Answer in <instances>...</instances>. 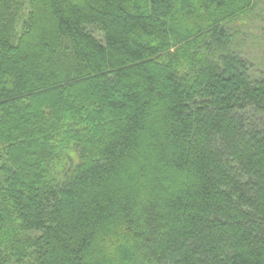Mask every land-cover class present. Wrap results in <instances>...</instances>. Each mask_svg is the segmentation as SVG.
I'll return each mask as SVG.
<instances>
[{
  "label": "trees",
  "instance_id": "trees-1",
  "mask_svg": "<svg viewBox=\"0 0 264 264\" xmlns=\"http://www.w3.org/2000/svg\"><path fill=\"white\" fill-rule=\"evenodd\" d=\"M255 3L0 0V264H264Z\"/></svg>",
  "mask_w": 264,
  "mask_h": 264
},
{
  "label": "rangeland",
  "instance_id": "rangeland-1",
  "mask_svg": "<svg viewBox=\"0 0 264 264\" xmlns=\"http://www.w3.org/2000/svg\"><path fill=\"white\" fill-rule=\"evenodd\" d=\"M253 12L255 14L262 13L264 18V0H256ZM260 21L259 19L247 16L233 23L231 26L239 32V40H245L243 47H241V53L246 59L252 60L258 68L259 63L264 64V31H259L256 28L258 24L264 27V21L263 23L262 21L260 23ZM261 69L264 71V68Z\"/></svg>",
  "mask_w": 264,
  "mask_h": 264
}]
</instances>
